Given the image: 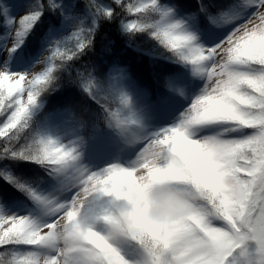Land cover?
<instances>
[{
    "label": "snow or ice",
    "instance_id": "snow-or-ice-1",
    "mask_svg": "<svg viewBox=\"0 0 264 264\" xmlns=\"http://www.w3.org/2000/svg\"><path fill=\"white\" fill-rule=\"evenodd\" d=\"M85 2V0H84ZM27 15L8 23L15 29L11 39L0 45V63L23 44L40 21L44 11L59 8L56 0L42 3ZM94 9L95 18L88 28L78 27L68 38L73 44L56 41L36 64L43 65L38 72H12L0 67V161L26 160L45 169L55 183L41 190L40 178L34 182L20 180L0 170L8 183L22 192L34 205L28 215H8L0 212V261L4 264H130L112 241L100 233L84 236L80 248H68L54 255H43L41 229L52 226L66 212L72 216L75 193L58 196L63 174L81 161L80 146L83 139L63 143L52 136L41 135L32 127L34 110L40 106L41 96L54 90L59 70L68 62L78 59L93 42L97 21L114 19L113 7H102L97 0H86ZM114 4L136 19L122 21L128 33L148 32L159 45L178 61L193 66L195 75L205 80L199 96L184 111L179 121L171 127L138 137L144 147L132 163L148 168L149 174H165L187 179H200L211 186L213 195L206 202V215L193 218L189 224H176L152 233L151 243L136 234L126 238L135 242L144 252V264H264V0H242V4L213 5L215 12L201 4L202 12L213 24H228L235 19L238 8L251 6L254 11L243 23H237L228 35L212 47L198 42L194 32L188 31L184 22L171 19L172 9L165 8L160 0H136ZM140 14H143L142 16ZM151 17V19H149ZM198 13H193L197 19ZM50 35V33H49ZM59 61V63H57ZM35 64V65H36ZM34 65V66H35ZM77 83L89 98L100 105L104 122L118 133H129L138 121L131 113V97L124 92L97 89L91 71H77ZM26 95L27 99H24ZM110 100L116 101L113 108ZM72 119L76 120L75 115ZM213 122H226L224 130L215 135L194 138L192 129ZM83 127L84 122L78 121ZM28 130L31 136L17 146L21 134ZM244 157L245 166L218 171L222 166L220 156ZM134 169L129 165L110 164L99 171L89 169L85 183H106L111 177L124 179ZM103 173L104 175H101ZM134 178V177H132ZM230 179L232 182H229ZM237 181L239 183H237ZM36 185V186H34ZM101 189V197L107 194ZM254 202L249 208V203ZM84 209V206H80ZM238 211L249 217L248 230L237 220ZM17 246H27L20 251Z\"/></svg>",
    "mask_w": 264,
    "mask_h": 264
},
{
    "label": "trees",
    "instance_id": "trees-1",
    "mask_svg": "<svg viewBox=\"0 0 264 264\" xmlns=\"http://www.w3.org/2000/svg\"><path fill=\"white\" fill-rule=\"evenodd\" d=\"M4 1L6 2V0H0V38L5 36L8 31L7 17L3 10ZM41 2L46 3L47 0H41ZM56 2L59 8L44 11L36 27L32 29L24 44L18 49L19 54L15 60H30L29 62H31L42 52L43 37L54 27L60 25V18L64 10L60 3H71L72 10L83 23L81 27L91 26V22L95 18L94 9L85 4L86 0L85 2L84 0H56ZM97 2L102 7L115 8L117 15L111 20L101 18L97 21L98 27L95 30L91 47L78 59L68 62L65 67L59 70L54 90L41 96L40 106L34 110L32 116V127L41 135L47 134V128L54 121L63 119L69 122L68 124L77 130L76 139H83L84 146L80 149L82 155H89L94 145L102 141V137L111 136L114 132L113 128L104 122L100 105L89 98L77 83H73L77 71H83L87 67L96 80L98 90L120 92L113 84V76L116 72L113 69L123 68L127 72V81L131 88L148 91L149 102L158 104L164 103L171 93H176L172 85L175 78L188 75L187 71L193 72L191 64L172 58L171 54L164 50L148 32L128 33L125 30L122 21L136 19L137 15L124 12L114 4V0H97ZM122 2L129 4L135 3L136 0H122ZM236 2L237 0H160L162 6L165 8L175 7L181 15L188 16L198 13L197 27L204 34H209L211 21L202 12H199L201 4L215 12L213 5L223 6L225 3ZM69 37L65 36L60 41L69 43V47H71L73 42L68 41ZM15 60L14 62H17ZM41 70L42 67L39 71ZM192 75H195L194 72ZM24 99L26 100L27 97ZM109 103L113 108L116 107L115 100H110ZM73 114L77 118L76 120L72 119ZM4 118L0 116V124L3 123ZM79 120L84 122L82 128L78 126ZM30 136L31 132L25 130L21 134L17 146L26 143ZM4 142V139L0 138V148L3 147ZM0 170L24 181L34 182L40 178L42 183L38 185V188L41 190H45L50 184L47 171L26 160L6 159L0 161ZM20 205L34 207L22 192L8 183L3 176H0V206L11 208ZM134 244L137 245L135 242ZM17 247L20 251H25L24 249L27 248V246Z\"/></svg>",
    "mask_w": 264,
    "mask_h": 264
},
{
    "label": "clouds",
    "instance_id": "clouds-1",
    "mask_svg": "<svg viewBox=\"0 0 264 264\" xmlns=\"http://www.w3.org/2000/svg\"><path fill=\"white\" fill-rule=\"evenodd\" d=\"M247 156L251 153L241 152L235 158L220 156L222 166L217 170L233 169L237 164L245 166L244 157ZM129 168L134 169L131 176L124 179L114 176L106 183H85L84 175L90 168L81 161L63 174L57 195L75 193L74 214L69 216L66 212L52 226L41 229L45 257L64 249L86 246L84 236L95 233L112 242L136 234L151 243L154 231L159 230L158 235L162 236L165 228L189 224L193 218L208 213L205 205L213 195L212 188L204 181L192 178L191 173H186L188 178L185 179L168 174L150 175L149 169L139 163L129 164ZM261 188L264 189V185ZM101 189L108 190L102 197ZM253 203H249V208ZM236 216L247 231L249 217L241 211ZM260 219L264 221V216ZM0 264L4 262L0 261Z\"/></svg>",
    "mask_w": 264,
    "mask_h": 264
},
{
    "label": "rangeland",
    "instance_id": "rangeland-1",
    "mask_svg": "<svg viewBox=\"0 0 264 264\" xmlns=\"http://www.w3.org/2000/svg\"><path fill=\"white\" fill-rule=\"evenodd\" d=\"M60 1V0H57ZM5 2V1H4ZM6 4V3H5ZM235 4H242V0H237ZM63 7V11H66L67 18L65 24L62 23L59 26L54 27L52 30L43 37V54L50 46L56 41H60L65 36H71L72 32L78 27L82 26V22L79 20L77 14L72 10L71 3L65 2L60 3ZM36 8L35 0H7L6 8H3L7 23L9 20H16L21 16L27 15L30 11ZM172 9L171 19L173 21L179 20L184 22L185 27L188 31L194 32L198 38V42L204 47H212L220 40L224 39L228 33L232 30L237 23H243V21L249 18L254 9L251 6L238 8L235 12V19L233 22L228 24L213 25V28L209 29V34H204L197 27V20L193 19V15H180L177 8L168 7ZM15 29L8 23V31L5 36L0 38V45L11 39V32L14 34ZM50 33V35H49ZM225 33V34H224ZM49 46V47H48ZM3 49L0 48V52ZM19 54L17 51L11 56H5L6 64L0 63V67H7L12 72H38L43 65L29 62L20 61L17 63L13 62V59ZM42 54V56H43ZM39 60V59H38ZM36 64V65H35ZM35 65V66H34ZM193 69V68H192ZM115 72L113 78V84L119 89L120 92L127 93L131 97V113L134 114V118L139 122L138 125L132 126L129 133L121 135L116 130L110 135H106L105 138L102 137V141L96 143L92 148L89 155L83 154L81 162L87 165L92 171H98L102 168L107 167L110 164L119 163L121 165L127 166L132 161H134L144 147L143 140L134 141L133 135L138 137H144L152 133L158 132L161 129L168 128L176 124L181 118L184 111L191 105L194 99L200 95L202 89L205 86L204 80L198 75H192V71L188 72V75H183L175 78L172 82L176 93H171L165 99L162 105L158 103L149 102V93L145 90H134L131 88L130 83L127 81L126 71L123 68H114ZM26 95L24 96V98ZM69 122L65 120L54 121L51 126L47 128V134L45 136H52L54 138L60 139L63 143H68L69 140H77V130L73 129ZM226 122H213L208 125L198 126L192 131L195 133L194 138H200L202 136L215 135L217 132H222ZM149 127V129H148ZM78 141V140H77ZM84 143L81 144L80 149H82ZM139 150L134 154V159H129L128 156L136 149ZM49 186L55 183V179H51ZM67 198H70L72 193L65 194ZM34 207L28 205H20L18 207L6 208L0 206V212L8 215H28ZM101 231H105L101 228ZM122 253V255L130 261V264H144V252L142 248L135 245L133 241L127 238H117L112 242ZM24 250H27L25 248Z\"/></svg>",
    "mask_w": 264,
    "mask_h": 264
}]
</instances>
